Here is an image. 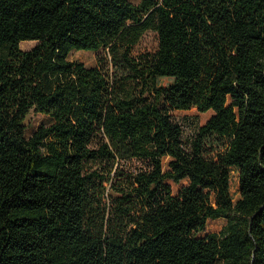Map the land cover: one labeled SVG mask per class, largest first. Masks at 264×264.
I'll list each match as a JSON object with an SVG mask.
<instances>
[{
  "label": "trees",
  "instance_id": "1",
  "mask_svg": "<svg viewBox=\"0 0 264 264\" xmlns=\"http://www.w3.org/2000/svg\"><path fill=\"white\" fill-rule=\"evenodd\" d=\"M0 264H264V0H0Z\"/></svg>",
  "mask_w": 264,
  "mask_h": 264
},
{
  "label": "rangeland",
  "instance_id": "2",
  "mask_svg": "<svg viewBox=\"0 0 264 264\" xmlns=\"http://www.w3.org/2000/svg\"><path fill=\"white\" fill-rule=\"evenodd\" d=\"M130 2L137 4L139 0H129ZM35 41L25 40L20 43L22 49H30L35 45ZM157 48V35L153 31H146L140 41L133 47L132 53L137 56L142 53H153ZM106 50L100 49L97 51L91 50H72L69 53V60H77L83 62L86 66H95L96 59L98 56H104ZM213 114V111L209 110L206 112H199L197 109L192 108L189 110H175L172 112L173 119L181 124L183 128V141L185 144L189 141L190 137L196 127L203 125L206 120ZM51 119L44 115L34 111H31L27 117V128L25 130V137H29L31 133L41 125H48L51 123ZM168 159L165 158L163 161L164 168H167ZM142 165L141 161L132 160L125 163L126 168H136ZM170 184L172 192L175 194L181 185L187 184V179L180 181V183H174L170 180L166 181ZM226 221L224 219H208L205 225V229L198 233V236H204L209 232H218Z\"/></svg>",
  "mask_w": 264,
  "mask_h": 264
}]
</instances>
